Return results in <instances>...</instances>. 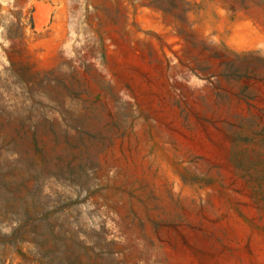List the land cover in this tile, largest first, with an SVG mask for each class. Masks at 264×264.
Instances as JSON below:
<instances>
[{
	"label": "rangeland",
	"instance_id": "rangeland-1",
	"mask_svg": "<svg viewBox=\"0 0 264 264\" xmlns=\"http://www.w3.org/2000/svg\"><path fill=\"white\" fill-rule=\"evenodd\" d=\"M0 264H264V0H0Z\"/></svg>",
	"mask_w": 264,
	"mask_h": 264
}]
</instances>
